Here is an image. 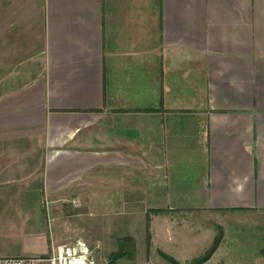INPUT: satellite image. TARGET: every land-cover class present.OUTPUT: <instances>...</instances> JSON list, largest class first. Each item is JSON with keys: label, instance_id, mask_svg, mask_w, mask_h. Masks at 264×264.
I'll return each instance as SVG.
<instances>
[{"label": "crops", "instance_id": "1", "mask_svg": "<svg viewBox=\"0 0 264 264\" xmlns=\"http://www.w3.org/2000/svg\"><path fill=\"white\" fill-rule=\"evenodd\" d=\"M90 190L104 242L178 262L190 219L264 216V0H0V257L102 242Z\"/></svg>", "mask_w": 264, "mask_h": 264}, {"label": "rangeland", "instance_id": "2", "mask_svg": "<svg viewBox=\"0 0 264 264\" xmlns=\"http://www.w3.org/2000/svg\"><path fill=\"white\" fill-rule=\"evenodd\" d=\"M93 194L85 193L84 195H77L74 198L69 197L70 200H74L72 203L75 208H79L80 206L85 205V212L82 213H67V214H75L73 216V221L82 223V225L85 226H91L94 227L96 232V238L99 241H102L103 237L101 236L102 233L98 232L97 226H101L104 223H107V226L105 228L106 232H110V230L113 233L114 227H108V225H112L114 219L113 216L117 215L118 213H115L114 211H104L100 212L97 210H90L89 207H91L90 204H93V207L97 209V203L99 201V196L97 194V190H90ZM110 200H114V196L109 197ZM90 205V206H89ZM67 208L71 207V204H67ZM111 210L113 209V206L110 207ZM88 210V211H86ZM57 213H53L52 211H47L42 213L43 220L47 225L53 226L55 225L54 216ZM78 214V215H76ZM124 218V217H123ZM117 219V217H116ZM211 222H217L219 219L214 220L210 219ZM207 218H197V219H190V228H187V232H192V238L195 237L196 241L195 243L189 242L191 237L186 236L187 241V253L186 256L190 257L191 259L189 261H181L180 264H192L196 259L202 257L205 253V251L212 245L215 237L220 231L221 235V241L215 251H217L216 256L213 258V262H218V260H223L225 258V254L227 252V249L234 246L236 248H241L249 253L254 251H259L264 248L263 246V238H264V228L258 229V228H252L250 223L256 222V221H264L263 215L253 214V213H243L240 214L239 217L234 216L233 218H227V219H221V224H217V228L215 227V231H212L211 227L209 225H206ZM247 222L248 224H246ZM109 230V231H108ZM104 232V231H103ZM197 232V233H196ZM262 232V233H261ZM138 234L137 236H139ZM138 244H137V252L138 256L141 258L134 261L129 260H123V261H117L114 264H171L167 260H165L157 251L156 247L161 248L164 246V248H167L165 244L163 243H155L153 247L151 248V253L147 252L143 254L141 251L142 248L145 246L144 244H141V237H138ZM87 245V244H86ZM169 248L173 246H177L174 243L169 244ZM89 251L91 252L92 260L94 261V264H110L109 261V255L112 250L117 249V245H113L110 243L99 242V244H93V245H87ZM145 249V248H144ZM157 252V253H156ZM145 255L146 258H143ZM205 263V262H204ZM203 263V264H204Z\"/></svg>", "mask_w": 264, "mask_h": 264}, {"label": "built area", "instance_id": "3", "mask_svg": "<svg viewBox=\"0 0 264 264\" xmlns=\"http://www.w3.org/2000/svg\"><path fill=\"white\" fill-rule=\"evenodd\" d=\"M0 264H94L91 252L80 239L52 247L47 258L0 257Z\"/></svg>", "mask_w": 264, "mask_h": 264}, {"label": "trees", "instance_id": "4", "mask_svg": "<svg viewBox=\"0 0 264 264\" xmlns=\"http://www.w3.org/2000/svg\"><path fill=\"white\" fill-rule=\"evenodd\" d=\"M220 241H221V235L219 231L212 245L205 251L204 255L196 259L192 264H203L204 262H206L215 252ZM159 254L171 264H180L174 258L165 255L162 252H159ZM135 255H136V244L134 239L131 237H123L118 240L117 249L110 253L108 262L110 264H114L115 262L122 259L133 261L135 259Z\"/></svg>", "mask_w": 264, "mask_h": 264}]
</instances>
